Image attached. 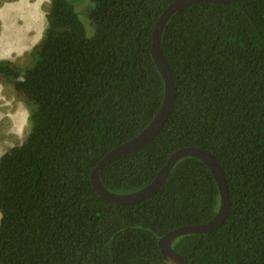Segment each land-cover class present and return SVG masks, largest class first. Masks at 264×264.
Wrapping results in <instances>:
<instances>
[{"label":"trees","instance_id":"trees-1","mask_svg":"<svg viewBox=\"0 0 264 264\" xmlns=\"http://www.w3.org/2000/svg\"><path fill=\"white\" fill-rule=\"evenodd\" d=\"M173 1L50 0L30 64L0 61V80L22 95L29 125L0 156V264H170L158 240L216 214L217 184L192 157L141 202L110 203L90 183L96 163L138 135L162 103L151 38ZM160 44L173 109L151 142L107 163L100 181L135 192L177 149L206 150L224 173L229 213L220 228L181 236L173 249L188 264H264V0L187 5Z\"/></svg>","mask_w":264,"mask_h":264},{"label":"water","instance_id":"water-1","mask_svg":"<svg viewBox=\"0 0 264 264\" xmlns=\"http://www.w3.org/2000/svg\"><path fill=\"white\" fill-rule=\"evenodd\" d=\"M239 0H174L158 17L151 38V56L164 83L162 103L149 124L135 137L112 149L105 154L90 173V183L93 189L106 201L117 205L137 203L155 194L169 176L177 162L186 157H192L203 162L213 175L219 190V207L216 214L207 222L200 225H184L168 231L158 240L160 253L170 264H188L184 257L172 247L176 239L184 235L206 234L222 226L229 213V192L222 168L217 159L204 149L193 146L182 147L174 151L158 171L154 179L143 188L127 193L117 194L107 190L100 181V170L111 160L126 153L137 150L151 142L160 132L167 121L175 102V83L172 73L161 52V35L163 29L173 14L183 7L194 3L226 4Z\"/></svg>","mask_w":264,"mask_h":264},{"label":"rangeland","instance_id":"rangeland-1","mask_svg":"<svg viewBox=\"0 0 264 264\" xmlns=\"http://www.w3.org/2000/svg\"><path fill=\"white\" fill-rule=\"evenodd\" d=\"M87 5V1L78 2L76 10L79 13V16L82 19L84 25L87 27V29H89V21L87 20L86 16ZM12 6L22 8L21 12H18V15H16V10L12 8ZM49 7L50 0H0V36L3 31L2 21L4 20V17L6 16V14L14 15L4 22L5 26L8 28L9 31L6 34L5 40L2 41L3 45L6 41H9L12 38V35L22 42V44L18 46L20 51L16 50V53H12L10 55H3L4 52L8 49H1L0 61L7 60L19 67H26L30 64V62L32 61V57L30 54L32 49L35 46L39 45L44 38V29L46 27V15L49 11ZM19 17L21 19L19 20L18 24L14 26V24L17 23L15 19H18ZM29 18H32V20H30ZM30 23H34L35 25L32 27V24ZM36 25H39L38 28H40L39 31L41 30V32L38 34V36L34 38V40H32V35L30 31L24 29V27H28L29 29H35ZM1 81L4 83H10L3 79ZM10 84L11 86H13L17 97L22 100V95L18 91H16L12 83ZM11 110L12 109L1 111L6 114L10 113ZM4 128L5 124L1 122L0 156L11 147L21 144L29 132V125L27 122L22 129H19L20 131H17L16 134L18 135L7 134ZM15 136H19V140L15 141V139L13 138Z\"/></svg>","mask_w":264,"mask_h":264},{"label":"crops","instance_id":"crops-1","mask_svg":"<svg viewBox=\"0 0 264 264\" xmlns=\"http://www.w3.org/2000/svg\"><path fill=\"white\" fill-rule=\"evenodd\" d=\"M12 109L10 113H3L1 110ZM21 114V116H20ZM21 117V118H20ZM28 118V108L24 103L23 99L17 97L13 86L10 83H4L0 80V123L5 124V131L7 134L14 135L22 129L27 122ZM15 119V121L13 120ZM22 120V127L21 120ZM25 120V121H24ZM20 121V123H18ZM15 122V123H14ZM18 125L16 127L15 125ZM17 129V130H15ZM18 135V134H16ZM16 140H19V136L13 137Z\"/></svg>","mask_w":264,"mask_h":264},{"label":"bare ground","instance_id":"bare-ground-1","mask_svg":"<svg viewBox=\"0 0 264 264\" xmlns=\"http://www.w3.org/2000/svg\"><path fill=\"white\" fill-rule=\"evenodd\" d=\"M12 8H14L15 10H16V15H18V12H21V9L22 8H18V7H16V6H12ZM18 9H20V10H18ZM7 11V10H6ZM23 11V10H22ZM15 15V16H16ZM12 16H14V15H9V14H6V16L4 17V20L2 21V23H3V31H2V33H1V36H0V51H1V49L3 50V48H7L8 50L7 51H5L4 52V54L3 55H10V54H12V53H16V50L17 51H20L19 50V45H21L22 44V42L20 41V40H18V39H16V37H14L13 35H12V38L9 40V41H6L5 42V44L3 45V42L2 41H4L5 40V37H6V34H7V32L9 31L8 30V28L5 26V21L8 19V18H10V17H12ZM21 18L19 17L18 19H15V21H17V23H15L14 24V26H16L17 24H18V22H19V20H20ZM30 20H32V18H29ZM30 24H32V27L35 25L34 23H30ZM39 27V25H36V27H35V29H29L28 27H24V29H27V30H29L30 31V33H31V35H32V40H34V38L36 37V36H38V34L41 32V30L39 31V29L40 28H38ZM17 48V49H16ZM20 116H21V114H20ZM21 118V117H20ZM14 121H15V119H13ZM21 120V119H20ZM25 121V120H24ZM15 123V122H14ZM18 123H20V121L18 122ZM17 124V123H16ZM18 125L19 124H17V125H15L16 127H18ZM23 125H24V123H23ZM22 125V120H21V126L20 127H22L23 126ZM15 130H17V129H15ZM19 130V129H18ZM20 131V130H19Z\"/></svg>","mask_w":264,"mask_h":264},{"label":"clouds","instance_id":"clouds-1","mask_svg":"<svg viewBox=\"0 0 264 264\" xmlns=\"http://www.w3.org/2000/svg\"><path fill=\"white\" fill-rule=\"evenodd\" d=\"M0 218H2V215H0Z\"/></svg>","mask_w":264,"mask_h":264}]
</instances>
